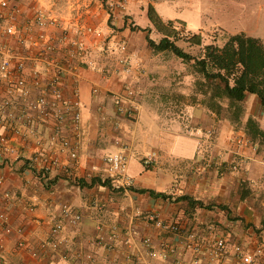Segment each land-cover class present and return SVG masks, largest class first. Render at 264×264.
Returning <instances> with one entry per match:
<instances>
[{
  "label": "crops",
  "instance_id": "crops-1",
  "mask_svg": "<svg viewBox=\"0 0 264 264\" xmlns=\"http://www.w3.org/2000/svg\"><path fill=\"white\" fill-rule=\"evenodd\" d=\"M137 1L110 0V11L116 18L115 28H110L103 23V15L99 18L98 0H20L24 7L32 2L43 7L62 26L87 24L101 30L103 37L85 38L90 58L99 69L78 70V136L75 139L71 111L65 114L61 129L62 135L77 145L72 176H65L60 167L49 175L52 181L46 189L30 173L19 175L2 166L4 157L0 156V214L6 216L10 227L23 229L22 236L14 232L6 235L0 226V264H188L189 253L178 237L149 225L145 220L148 213L182 225L206 247L222 238L227 255L218 264H243L234 254L235 246L252 255L250 264H264V151L239 148L233 141L235 136L249 138V114L244 119L245 134H232L234 123L217 117L204 104L190 97L181 105L167 101L165 94L181 91L185 83L188 96L191 94V76L174 69L170 61L175 59L167 54H152L142 33L122 27L119 12L139 26L131 14ZM108 40L109 44L116 41L125 45L135 70L130 76L115 75L118 53L101 50ZM125 78L135 89L139 105L130 118L118 115L114 105ZM39 94L32 89V97ZM63 94L65 99H73L69 79ZM246 100L251 106L259 105L253 96ZM170 108L184 111L169 115L166 111ZM262 109L261 118L256 119L260 130H264ZM55 126L49 117L40 128L44 136H50ZM119 151L128 157L132 185L115 191L103 184L108 179L105 157ZM145 158L151 159L149 165H144ZM60 159L63 164L72 163L67 155ZM5 192L10 193L8 199L3 197ZM29 206L33 207L30 211ZM64 206L79 213L81 219L76 226L63 221L56 249H47L34 259L16 247L20 238L35 247L50 237ZM147 237L155 245L174 241L179 255L167 260L148 257L142 248Z\"/></svg>",
  "mask_w": 264,
  "mask_h": 264
},
{
  "label": "built area",
  "instance_id": "built-area-1",
  "mask_svg": "<svg viewBox=\"0 0 264 264\" xmlns=\"http://www.w3.org/2000/svg\"><path fill=\"white\" fill-rule=\"evenodd\" d=\"M86 37L102 39L103 33L87 24L62 26L56 17L33 2L24 7L20 0H0V156L4 157L2 166L11 172L19 175L30 173L35 178L40 176L47 181L49 175L61 167L65 176H72L77 145L61 133L64 117L69 111L72 112L71 126L76 139L80 119L77 109L81 105L76 98L78 70L82 67L99 69L97 62L90 58ZM101 50L106 54L118 53L115 75L121 72L130 76L135 71L123 43L113 41L109 44L108 40ZM66 79L71 81L72 86L73 99L69 100L63 94ZM32 89L39 90L40 94L32 97ZM114 105L118 115L130 118L138 112L136 91L129 79L122 81V90L114 96ZM49 117L56 122V126L50 136H44L40 127H44ZM233 141L239 148L256 150L242 136H235ZM61 155H67L72 163L63 164ZM105 162L110 187L115 191L127 190L132 181L127 174L126 154L121 151L112 153L105 157ZM150 162V158L143 160L144 165ZM3 197L8 199L10 193L5 192ZM32 208L29 206L27 210ZM59 210L60 218L51 227L50 237L39 241L35 247L20 238L16 247L34 259H38L40 253L47 249H56L63 221L76 226L81 219L79 213L68 207ZM6 220V216L0 214V226L6 235L13 232L23 235L22 228H12ZM145 220L163 233L178 237L179 244L189 253L188 264H218L227 255L226 243L222 238H217L210 247H206L182 225L166 222L156 213L146 214ZM211 230V226H208V231ZM142 248L148 257L156 260L172 259L179 255L174 241L164 240L155 245L147 237L142 241ZM2 250L0 243V255ZM234 254L243 264L253 262L252 255L244 254L240 246L234 247Z\"/></svg>",
  "mask_w": 264,
  "mask_h": 264
},
{
  "label": "trees",
  "instance_id": "trees-1",
  "mask_svg": "<svg viewBox=\"0 0 264 264\" xmlns=\"http://www.w3.org/2000/svg\"><path fill=\"white\" fill-rule=\"evenodd\" d=\"M98 1L105 7L109 5L108 0ZM117 14L122 27L142 33L152 54H170L173 59L192 65L193 85L189 97L193 100H196L197 96L203 97L204 100L200 103L216 116L222 109V103H225L226 111L230 113L226 118L231 122L238 121L243 113L240 103L245 101L247 96L255 97L259 106L264 107V47L260 39L238 33L227 35L221 46L215 43L203 44L199 34L185 29L181 31L175 26H184L183 22L163 21L151 3L146 7V17L149 21L146 28L130 22L131 17L125 13ZM246 127L251 142L255 143L257 135L264 137V130H260L251 118L247 119ZM36 180L46 189L52 181H44L40 176H37ZM103 184L110 187L108 179ZM181 199L190 200L188 197Z\"/></svg>",
  "mask_w": 264,
  "mask_h": 264
},
{
  "label": "rangeland",
  "instance_id": "rangeland-1",
  "mask_svg": "<svg viewBox=\"0 0 264 264\" xmlns=\"http://www.w3.org/2000/svg\"><path fill=\"white\" fill-rule=\"evenodd\" d=\"M35 1V0H34ZM110 1V0H108ZM140 1V0H138ZM136 2L134 12H131L136 23L139 26H148L149 21L146 17L147 4ZM101 7V13L99 18H102L103 23L107 27L114 28L116 18L110 15V6L105 7L99 2ZM155 12L163 21H180L184 23V26L175 24L179 30L190 31L194 34L201 36L203 44L215 43L221 46L227 35H233L238 33H244L248 36L258 38L262 41L264 47V0H160L152 4ZM120 6V5H117ZM108 8V9H107ZM69 14L65 15V17ZM122 17V16H121ZM215 40V41H214ZM167 56L171 57L170 54ZM170 60V59H169ZM179 69L181 75H191L190 85H193V70L191 64H184L179 60H174L173 63ZM173 67V66H172ZM176 71V70H175ZM184 88L180 91L178 89L169 90L167 94V101L170 103L177 102L179 105L187 101L188 84H182ZM172 89V86H171ZM209 93V90H207ZM196 101L200 102L204 100L203 97L197 96ZM208 99V97H207ZM240 108L243 111L238 121H234L232 126L234 133L244 131V119L249 114V118L254 119V123L258 126L257 118H261L263 109L258 106H251V102L248 100L240 103ZM171 109V110H170ZM167 113H174L181 115L184 111L170 108ZM248 109V110H247ZM226 104L222 103V109L217 117H228L230 113L226 111ZM216 115V114H215ZM247 132V131H246ZM250 140V138H248ZM255 143L250 142L256 147L258 151H264V137L257 135L255 137Z\"/></svg>",
  "mask_w": 264,
  "mask_h": 264
}]
</instances>
